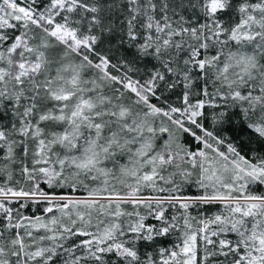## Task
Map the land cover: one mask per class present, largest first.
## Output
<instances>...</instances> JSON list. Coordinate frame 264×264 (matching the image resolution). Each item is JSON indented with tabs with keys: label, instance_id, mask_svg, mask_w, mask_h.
Wrapping results in <instances>:
<instances>
[{
	"label": "snow or ice",
	"instance_id": "6c2138e0",
	"mask_svg": "<svg viewBox=\"0 0 264 264\" xmlns=\"http://www.w3.org/2000/svg\"><path fill=\"white\" fill-rule=\"evenodd\" d=\"M0 264H264V0H0Z\"/></svg>",
	"mask_w": 264,
	"mask_h": 264
}]
</instances>
